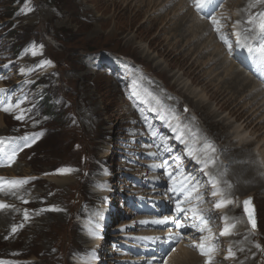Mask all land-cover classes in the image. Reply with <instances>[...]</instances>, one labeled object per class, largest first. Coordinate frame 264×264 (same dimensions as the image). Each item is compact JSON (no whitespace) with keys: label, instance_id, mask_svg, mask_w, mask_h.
Returning <instances> with one entry per match:
<instances>
[{"label":"rangeland","instance_id":"1","mask_svg":"<svg viewBox=\"0 0 264 264\" xmlns=\"http://www.w3.org/2000/svg\"><path fill=\"white\" fill-rule=\"evenodd\" d=\"M23 1L0 0V27L4 30L0 29V37L7 35V38L15 37L8 39L9 44L13 42L8 47L15 51L17 50L15 46L23 45L28 41L42 45V48L39 47L45 49V57L42 58L44 61H51L53 65H45L46 71H42V74L51 70L55 73L46 75L49 86L43 79L46 76L41 78L42 74L38 75L40 79L30 92L34 95L35 101L32 105L35 106L27 129L40 131L42 140L14 165L13 170L8 171L10 173H6L10 174V177L38 176L69 162L76 161L78 164L77 160L82 152L101 156L104 144L108 143L109 147L110 144L114 147V140L126 123L125 113L128 110H125V99L128 100V97L134 99L135 105L142 97L156 103L170 101L172 111L159 110L162 116L169 118V115L175 113L180 118L181 124L188 126L192 132L202 130L201 139L219 149L207 154L215 153L217 158L215 169L220 173H222L220 170L222 158L224 161L229 160V163H226L227 166L231 165L230 171L225 172L226 179L223 178V173L221 178L219 177L220 182L223 183L220 188L226 195V201L232 199V206L230 208L228 206L229 209L223 207L220 212L224 213L225 218H229L228 220L221 218L225 225L223 232L231 228L227 239L233 236L232 240H227L231 241L230 244L222 241L220 259L224 257V249L232 245L227 249L225 257H229V250H231V253L234 251L238 254L232 253L235 264H256V246L249 232L242 233L248 229L245 228L241 219L244 215L238 204L243 196L251 197L257 204L255 206L260 232L258 238L264 246V176L262 175L264 172L261 173V170V174L259 173L258 159H254L255 146L240 147L241 143L237 144L236 141L225 139L223 136L231 130L222 125L217 118H213L218 109L214 103L213 90L216 87H214L215 83L211 84L210 78L205 79L211 70V65L207 64L208 56L205 52L198 55L206 45L203 41L210 36L205 35L197 45L194 43L189 45L188 42L182 41L180 30L175 29L180 21L174 22L171 15L166 16L180 0H171L170 7L163 15H160L158 23H155L157 13L145 5L150 0H141L138 3L132 0L129 2L126 0H26L29 8L22 11L20 6ZM231 1L232 9H237L241 3V0ZM135 4L144 6L138 8ZM13 11L14 18H12ZM138 11L142 13L135 17ZM188 12L189 10L186 11L187 14ZM29 15L34 16L17 22L22 16ZM192 23V26L202 25L203 28L207 26L195 20ZM10 28L17 29L9 30ZM6 29H8L7 33H5ZM142 49H145V52H142ZM143 56H147L148 59ZM126 57L133 60L135 65L127 61ZM222 57L224 60L227 58V68H235L236 64L227 55L223 54ZM109 60L117 61L118 65L114 70L107 71V75L103 71L104 67L95 69V62L101 61L105 64ZM129 65L134 67L130 69L132 76L135 73L134 81L137 79L136 73L141 72L137 80L140 85L135 95L132 89L126 88L129 78L122 75V67L129 68ZM139 65L144 67L150 76H146ZM177 71L183 77L187 87L195 89L197 95L211 94L213 98L209 96L208 100L204 94L205 100L199 104L198 97L189 96L184 90L180 93L179 87H176L174 80L170 77L171 73ZM243 71L245 72L244 69ZM120 93L125 99L121 98ZM39 95H47L48 105L51 107L47 112L41 98L36 99ZM164 96L165 100H163ZM64 97L68 98V101L58 104ZM229 97L230 94L225 100ZM240 98L241 96L238 99L231 98L233 101L231 104L236 106L235 109L238 112L231 116L224 110L222 117L230 118L234 122L235 117L242 112L243 117L237 124L248 117L249 109L245 111L241 108L243 103L240 102L242 100ZM26 100L29 98L26 97ZM172 102L176 104L173 106ZM186 105L190 110L185 111ZM196 116L203 126L195 122ZM258 119H253L251 125L246 127L247 135L254 132V139H264V123ZM8 120L0 114V135L10 130L9 122L11 121ZM255 125L257 126L254 128ZM75 144H79L82 150L76 151ZM230 146L235 147L229 148ZM260 151L263 156L264 144L258 145L257 152ZM237 171L239 176L235 175ZM215 173L218 174L216 171L212 172L216 176ZM79 175L80 170L76 169L68 174H56L47 177L44 181L35 182L26 194L28 200L26 207L33 208V213L29 210L32 214L27 220V227L13 243H3L0 233V252L6 247L20 254L18 258L9 255L10 258L19 261L18 264H84L85 259L82 260L76 256L81 254L83 246H88V239L83 233L84 228L79 225L80 222L75 223L76 220L68 218L69 212L65 214L63 211V209L73 210L78 190L85 194H88V191L92 192L90 183L84 185L78 183ZM96 178L99 182L103 180L101 175ZM232 184L235 185L228 186ZM221 191H218L219 197L222 194ZM25 192V187L19 190L14 189L11 197L15 196L14 200H19L20 194ZM225 203L223 201V205ZM49 207L52 208L49 209ZM5 209L6 211L0 214V221L8 220L7 216L12 212L9 208ZM5 209L3 207V210ZM227 209L229 212H226ZM93 212H96V209ZM97 215L98 212L95 213L96 220ZM85 218L88 219V216ZM130 218L135 216L132 215ZM235 220L236 222L230 225ZM88 222L84 221V226ZM69 223L73 228L69 227ZM240 223L243 228L238 229L237 226ZM85 228L87 233V227ZM70 249L72 252L65 263L58 252H67ZM185 252L193 254L188 250ZM72 253L76 257L73 258Z\"/></svg>","mask_w":264,"mask_h":264},{"label":"bare ground","instance_id":"2","mask_svg":"<svg viewBox=\"0 0 264 264\" xmlns=\"http://www.w3.org/2000/svg\"><path fill=\"white\" fill-rule=\"evenodd\" d=\"M129 1L131 0H126V2H129ZM132 1H135L136 3H138L141 0H132ZM170 3H171V0H150V2L145 5L147 8H151L155 11V13H157V19L155 20V23H158L160 19V15H163V13L166 12V10L170 7ZM140 6H144V5L141 4L137 6L135 4V7L139 8ZM188 10L189 8L187 7V4L184 3L183 0H180L178 4H176L166 16L171 15L172 20L174 22L180 21L176 25L175 29L180 30V37L182 41L188 42L189 45L191 43H194L197 45L200 43V40L205 37L206 35L205 31H206L207 26H204V28L202 25L192 26L193 24L192 22L194 20L195 21L197 20L195 19L194 15L192 14L190 10L188 14L186 13V11ZM141 13L142 12L138 11V13L135 14L134 16L138 17ZM182 14L183 15L186 14V15L181 16ZM203 42L206 45L201 51H199L198 55L202 54L203 52L207 54L208 56L207 64L211 65V70L208 73V75L205 77V79L210 78L211 84L215 83L214 87H216V89L213 90V92H214V103L218 109L215 111L213 118L214 117L217 118L222 125L226 126L227 129L231 130L230 132H227V134L223 136L225 139L236 141L237 144L241 143L240 147H243V146L245 147V145L255 146L254 159L256 158L258 159L257 163L258 165H260L259 173L261 172V170H262L261 173H263L264 172V154L263 156H261L262 152L261 151L257 152V151H258V145L264 144V139L263 138L254 139V132L247 135L246 127L251 125L252 120L256 118H259L258 120H260L261 123H264V88L260 86L259 84H257L251 77L247 76L246 73L243 71V69H240L238 65H236L235 68H227V65H226L227 58L226 60L222 59L223 58L222 56L224 53L213 42L211 37L207 38ZM188 51H190V48H188ZM142 52H145V49L144 50L142 49ZM143 57L145 59H148L147 56H143ZM153 61L155 60L153 59ZM237 70L239 72H237ZM170 77L172 80H174V84L176 85V87H179L180 93L182 90H184L185 92L189 94V96H192L195 98L198 97L199 104L203 103V101L205 100V97H204L205 93L201 95H197L198 93L195 89H191L187 87L185 81L183 80V77L181 76V74H179V71L171 73ZM228 94H230V97L227 100H225ZM209 96L206 95V98H208V100H209ZM240 96H241L240 99H242L240 100V102L243 103L241 108H243L245 111L249 109V115L242 123L237 124V122H240L241 118L243 117V114H241L242 112L240 113V115L235 117L234 122L231 121L230 118L222 117V115L224 113V110L228 111V115H231V116H234L238 112V110L235 109L236 106L231 104L233 102L231 101V98L234 97L235 99H238ZM210 97L213 98V96H210ZM210 114L211 113H208V115ZM257 125H255L254 128ZM255 143H257V145ZM232 147H235V146H230L229 148H232ZM235 175L239 176V172L238 171L235 172ZM262 175L264 176V174ZM257 189H261V187H257ZM4 194L5 193H2V195ZM11 196H12V193H10V198L14 200L15 196L14 198H12ZM247 198L249 197L243 196L239 200V207H240V202L243 199L245 200ZM0 202H3V201L0 200ZM253 204L255 203L253 202ZM2 211L5 212L6 209L3 210L2 208L0 214H3ZM242 221L244 222L245 228L249 229L246 219L242 218ZM8 225H9V219L0 221V233H4L6 231L5 228H7ZM237 228L238 229L243 228L242 223H240V225H238ZM228 231L230 230L228 229ZM5 235H6V232L4 233V236ZM17 236L16 238H18ZM223 237H225V235H223ZM232 238L233 236H231L227 240H232ZM2 239L3 237L1 236V240ZM187 253L188 252H185L184 249L180 248L177 251V253L173 255V257H171V264H199L200 263V259L197 258L194 253L193 254H191L190 252H189L190 254H187ZM228 258H231V256H229Z\"/></svg>","mask_w":264,"mask_h":264},{"label":"snow or ice","instance_id":"3","mask_svg":"<svg viewBox=\"0 0 264 264\" xmlns=\"http://www.w3.org/2000/svg\"><path fill=\"white\" fill-rule=\"evenodd\" d=\"M197 6L198 7H201L202 4H198ZM212 23L214 25H216L219 22L215 18H213L212 19ZM247 23L250 24V25L251 24H254L255 23V18H250L247 21ZM256 27L258 28L259 32L261 33V40L264 41V13H260L259 14V23L256 25ZM217 31H219V28H217ZM250 31H252V30H250ZM236 35L238 37L237 44L239 45L240 44V39H239L240 33H236ZM221 38L223 39V37H221ZM224 42L225 43H228L227 40H225ZM228 46L231 49V45L229 44ZM243 46L248 47V50L250 52H253V51L257 52L258 55H259V58H260L261 62L264 63V42H260L256 48H252L251 46H249L247 44H245ZM40 47L42 48L43 46L41 45ZM37 54H38L37 51L35 50V48H33L32 49V55L35 56ZM45 65L53 66L51 61H47L46 60V61L41 62V64L39 65V67L42 68ZM33 70H35V69H33ZM3 91H4L3 89H0V92H3ZM11 107L12 106L9 105L7 108H4L3 111H9L11 109ZM17 107H18V105H17ZM185 111H187V109H185ZM16 119H23V114L17 116ZM172 119H175L177 121L176 130H177L178 133H180V135L177 138L178 139H181V142H184L185 143L186 148H188L189 155H191L194 159H196L198 163H202L204 169L209 168L210 165L213 163L214 158L212 156H210V155H207V153H209V152H215L214 146H212L208 142H205V145L201 146L202 152L204 154V159L201 160L200 155H197V149H195L193 147H190L188 145L187 141L184 140V133H183L181 127H180L179 117L177 115H175V113H172ZM24 139L27 141L28 138L25 137ZM190 139H191V137H190ZM157 147H159V146H157ZM15 155H16V153L13 152L12 155H11V157H10V159H13L14 160ZM153 155H156V154H153ZM165 164H166V161H162L160 165H154V167H162ZM62 171H71V170H62ZM167 174L169 176H171V173L170 172L167 173ZM26 182L27 181H12V182H9V183L12 184V185H19V184H23V183H26ZM173 183L175 184V181ZM212 184H213V187L215 188L216 187V181L214 179L212 180ZM180 187L183 188L184 187V184L181 183ZM195 190H197V187H196V185H193L192 188L190 189V191H195ZM173 191H177V189L174 187L173 188ZM217 194H218L217 192H213V195H217ZM25 202H27V201H25ZM248 203H249L248 201L245 202L246 205ZM221 206L222 205L220 203H217L216 204V207L217 208H219ZM2 207H6V205H0V208H2ZM53 210H57V209H53ZM177 211L178 212L184 211V209L181 208V206H180V202L177 203ZM191 211L193 213V216L200 215L198 213V210L196 208L191 209ZM25 215H27V214H25ZM165 219H167V218H165ZM164 222L165 221H153V223H164ZM252 226H253V228H255V222L254 221H252ZM228 234H229V232L227 230H225V232L222 233V235H228ZM177 238H179V234H177ZM199 248H200L201 254L202 255H206V256L211 251H213V249L209 248L208 251L206 252L204 250V245L203 244H200L199 245ZM231 255H232L231 250H229V256H231ZM207 264H211L210 260L207 262Z\"/></svg>","mask_w":264,"mask_h":264},{"label":"water","instance_id":"4","mask_svg":"<svg viewBox=\"0 0 264 264\" xmlns=\"http://www.w3.org/2000/svg\"><path fill=\"white\" fill-rule=\"evenodd\" d=\"M252 212H253V211L251 210L250 213L248 214V216H250V214H252Z\"/></svg>","mask_w":264,"mask_h":264}]
</instances>
